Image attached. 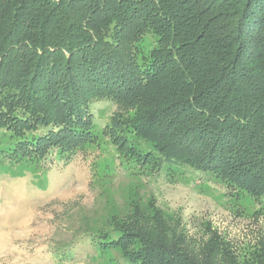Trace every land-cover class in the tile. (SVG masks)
Wrapping results in <instances>:
<instances>
[{
    "label": "trees",
    "instance_id": "1",
    "mask_svg": "<svg viewBox=\"0 0 264 264\" xmlns=\"http://www.w3.org/2000/svg\"><path fill=\"white\" fill-rule=\"evenodd\" d=\"M100 101L119 164L190 168L264 206V0H0L7 164L100 146ZM84 230L133 264H264L262 244L237 252L208 225L196 239L152 200Z\"/></svg>",
    "mask_w": 264,
    "mask_h": 264
},
{
    "label": "rangeland",
    "instance_id": "2",
    "mask_svg": "<svg viewBox=\"0 0 264 264\" xmlns=\"http://www.w3.org/2000/svg\"><path fill=\"white\" fill-rule=\"evenodd\" d=\"M113 110L106 101L90 106L100 146L41 168L7 164L11 142L0 131V264H133L80 236L125 215L131 200H152L196 239L208 225L237 252L264 246V206L254 199L230 196L190 168L151 174L119 164L102 137Z\"/></svg>",
    "mask_w": 264,
    "mask_h": 264
}]
</instances>
